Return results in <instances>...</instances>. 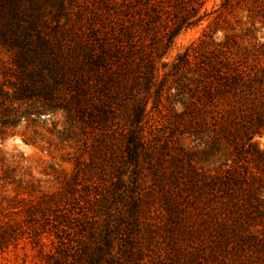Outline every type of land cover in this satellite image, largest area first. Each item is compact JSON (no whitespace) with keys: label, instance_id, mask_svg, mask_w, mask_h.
Here are the masks:
<instances>
[{"label":"trees","instance_id":"trees-1","mask_svg":"<svg viewBox=\"0 0 264 264\" xmlns=\"http://www.w3.org/2000/svg\"><path fill=\"white\" fill-rule=\"evenodd\" d=\"M171 1L177 0H145L140 22L148 27L160 24ZM181 3L173 29L162 34L167 43L182 27L200 21L195 7L199 0H187L190 4L186 7V2ZM13 4L11 37L0 35V44L13 51V63L22 75L11 93L0 85L2 125L7 120L12 123L26 118L31 112L56 110L57 93L61 91L77 103L92 81L102 83L99 89L105 91V97L120 89L115 75L124 69H111L105 47L95 49L83 40L61 44L55 38L53 43L37 25L36 17L24 21L25 13L19 11L18 0ZM220 6L224 10L233 6L246 8L250 19L264 25V0H223ZM147 30L141 28L143 32ZM163 54L138 49L143 95H132L128 120L120 127L124 137L120 173L110 193L118 191L122 201L114 208L103 198L107 214L104 223L100 227L82 226L84 234H78L80 237L73 243L55 252L57 257L48 253L47 264H133L138 259V244L133 237L138 236L141 203L149 200L144 189L137 187L144 177L142 159L149 154L142 124L152 89L153 105H160L165 93L172 106L181 107L179 113L173 112L172 121V130L179 138L202 146L207 155H229L233 164L217 176H209L182 162L181 175H170L169 182L165 179L158 188L162 215L173 224L167 227L168 237L175 232L171 238L177 240V247H186V255L177 264H264V152L254 142L264 135V44L245 46L227 38L214 44L205 34L197 48L191 44L177 56L169 72L156 84L157 65ZM169 77H174V95L170 92L173 87L167 83ZM30 100H43L44 104L18 113L21 103ZM64 108L70 111L68 106ZM129 170L133 172L131 182L123 179ZM123 206L128 216L123 215ZM20 235L15 222L0 223V254Z\"/></svg>","mask_w":264,"mask_h":264},{"label":"rangeland","instance_id":"rangeland-1","mask_svg":"<svg viewBox=\"0 0 264 264\" xmlns=\"http://www.w3.org/2000/svg\"><path fill=\"white\" fill-rule=\"evenodd\" d=\"M183 1L185 7L190 4ZM199 1L195 7L200 21L182 27L167 43L162 34L173 29L175 16L183 6L181 0L169 2L160 24L150 27L139 20L145 0H18L19 11L25 13L24 21L36 17L37 25L53 43L57 38L61 44L83 40L95 49L101 45L109 54L111 69L124 71L115 75L121 86L109 97L99 89L102 83L92 81L77 103L61 91L57 93L56 110L31 112L16 122L7 120L6 125L0 119V223L13 221L21 232L16 243L0 254V264H47L48 253H59L78 239V234H84L80 231L82 226L100 227L104 223L107 214L103 198L114 208L122 201L118 191L110 193L120 173L124 145L120 127L128 120L132 95H143L139 48L146 53H164L160 63L168 66L157 65L158 84L177 56L191 44L197 48L205 34L214 44L226 38L245 46L264 44V25L248 17L246 8L250 4L243 10L235 6L224 10L220 6L223 0ZM13 2L0 0V35L5 34L8 39ZM141 28L149 30L143 32ZM12 53L0 44V85L9 93L22 75L13 63ZM167 79L174 95V77ZM150 95L148 114L142 124L149 154L142 159L144 177L137 186L140 191L144 189L149 200L141 203L138 236L133 237L138 244V259L133 264H177L186 255V247H177V240L171 238L175 232L168 237L167 227L173 224L162 215L158 188L165 179L169 182L170 175H181L182 162L209 176H217L233 164L229 155H207L202 146L179 138L172 130V121L173 112L179 113L181 107L172 106L165 93L161 104L153 105V89ZM43 104V100L24 101L18 113ZM254 142L264 152V135ZM132 173L129 170L123 179L131 182ZM262 184L264 189V178ZM261 195L264 206V192ZM121 210L128 216L125 206Z\"/></svg>","mask_w":264,"mask_h":264}]
</instances>
